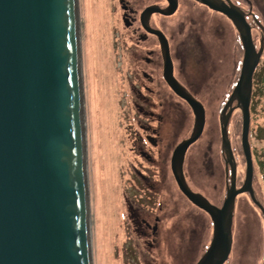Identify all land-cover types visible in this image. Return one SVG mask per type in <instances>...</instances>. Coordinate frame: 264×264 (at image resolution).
Wrapping results in <instances>:
<instances>
[{
    "label": "water",
    "instance_id": "obj_1",
    "mask_svg": "<svg viewBox=\"0 0 264 264\" xmlns=\"http://www.w3.org/2000/svg\"><path fill=\"white\" fill-rule=\"evenodd\" d=\"M201 1L233 20L245 51L240 78L220 116L222 149L227 171L228 166L232 170L220 207L194 192L184 173L186 153L204 132L205 107L175 78L165 34L149 26L152 13L171 15L177 6H151L141 18L160 39L167 82L195 115L191 136L173 153L172 170L183 194L214 224L211 243L197 264H225L233 248L237 196L249 192L264 213L252 186L249 140L254 74L264 37L257 50L238 6ZM79 18V0H0V264H93ZM236 108L242 112L247 161L239 189L228 131Z\"/></svg>",
    "mask_w": 264,
    "mask_h": 264
},
{
    "label": "rangeland",
    "instance_id": "obj_2",
    "mask_svg": "<svg viewBox=\"0 0 264 264\" xmlns=\"http://www.w3.org/2000/svg\"><path fill=\"white\" fill-rule=\"evenodd\" d=\"M124 2L139 13L157 6L148 5L159 0H79L93 264H197L210 245L212 220L206 211L180 193L169 164L176 145L192 131L194 115L186 103L172 98L162 102L161 108L169 118L168 124L158 128L161 133L157 148L161 172L159 185L164 190L161 194L166 206L163 213H157L162 217L159 227L152 230L141 224L142 215H138L130 199L134 193L128 177L130 163L135 158L132 149L135 142L133 111L135 108L161 109L157 99L153 101L151 97V100L144 97L146 102H143L132 98L133 74L138 68L145 69L153 74V83L142 75H138L137 82L161 89L159 80L163 66L156 40L146 33L140 38L143 31L138 22L131 27L123 23ZM186 2L192 3L189 0ZM256 3L259 9L255 7L254 11L264 26V1L256 0ZM203 10L207 9L188 4L177 16H155L153 25L166 31L172 45L177 46L180 53L183 45L178 41L184 37L180 32L187 30L185 14H205L208 23L215 22L216 25H207L200 30L205 34L212 33L220 43L219 47L210 43L206 48L210 52L215 48L223 52L224 46V52H227L224 63L221 61L218 64V60L209 59L207 64L213 66V70L209 74L211 83L204 86L208 92L202 91L201 96L206 110L205 128L201 138L188 151L185 164L192 186L219 206L225 186L220 148L221 94L228 84L237 32L229 22ZM147 32L151 34V31ZM255 40L259 43L260 38ZM182 61L184 64V57ZM182 73L179 68L178 74ZM235 74L236 69L233 70ZM262 74L264 76V59L255 74L257 94L251 109L250 132L252 155L254 157L255 154L254 165L257 167V189L264 195V87L263 92L258 88ZM133 104L137 106L134 109ZM242 122L241 110L235 109L231 120V140L236 152H240L238 159L243 165L241 168L238 166L237 185L244 184L247 168L240 151ZM143 125L148 124L143 121ZM244 193L239 194L234 210L233 249L225 264H263L264 261V217ZM145 214L146 220L153 224L157 214Z\"/></svg>",
    "mask_w": 264,
    "mask_h": 264
},
{
    "label": "flooded vegetation",
    "instance_id": "obj_3",
    "mask_svg": "<svg viewBox=\"0 0 264 264\" xmlns=\"http://www.w3.org/2000/svg\"><path fill=\"white\" fill-rule=\"evenodd\" d=\"M123 1L124 0H122V2ZM186 1H188V0H159V2H157V3L153 2V3L149 4L148 6L156 4L160 8H164V9L169 7L171 2L173 5L176 4V6H177L175 13H173L171 15L162 14L160 12L152 13V15L149 19V25L153 29L160 30L165 34V36L169 42L170 55H171V59L173 61V65H174V76H175V78L179 81V83L181 85H183L187 89V91L190 94H192L197 100H199L201 102H202L201 96H203L202 91L208 92V89L204 88L205 84H207L209 86V84L211 83L210 82L211 78H210L209 74L213 70V68H212L213 66L209 67L207 65L210 63L209 59L218 60V64L221 61H222V63H224L226 61L227 52L226 53L224 52L223 43H222L223 52L220 49L218 50V48L217 49L215 48L213 50L214 52L213 51L210 52L209 48H206V45L208 46V44L214 43L219 47L220 43H217V42H219V40L214 39L215 37L212 33L205 34L204 31L200 30L202 28H205L207 25H214L215 26L216 25L215 22L208 23V18L206 17L205 14L199 15V14L186 13L185 18L186 17L187 18L185 19V22L187 24L186 25L187 30H181V32H180V34H183L184 37L181 40H180V38H181L180 37L179 38L180 41H178L180 44L183 45L182 46L183 50H181V52L179 53L176 49L177 46L174 47L172 45V41H171L170 37L167 35L166 31L159 28L158 25H156V26L153 25V19L157 15H161L162 17L177 16L185 7L188 6V4H190V5L206 8L207 10H203V12L210 14V15H213L222 21L229 22L230 25L236 29V32H237V36H236L237 41L235 44L236 51H235V54H232L233 55V59H232V63H231L232 68H231L230 76L227 79L228 84L226 85L225 90L221 94L222 95L221 100L224 102L222 107H221V112H222L223 106H224L225 102L228 100L231 92L233 91L234 86L237 83V81L240 77V73H241V68H242V64H243V57H244V48H243V45L241 42L240 33H239L238 29L236 28L233 20L223 11L214 9V8L208 6L207 4L203 3L201 0H189L192 3H189ZM214 1L217 4H222V5L234 4L242 10V12L246 16L247 21L251 25L253 39H254V42L257 46V50H259V48L261 47V45H260L261 39L264 37V28L260 24V23H262V21L260 20L259 15L254 11L255 7L257 9H259L258 3H256V0H214ZM257 1L261 2V0H257ZM262 1H264V0H262ZM124 3H122V7H123V10L125 11V13L121 14V18H122L123 23L127 27H131L132 24H134L135 22H138L142 28V31H143L142 35H140V38H143V34L146 33L148 35H151L156 40L157 53L160 56L162 66H163V69H162L163 72L160 74L161 80H159V82L163 84V85L161 84V87H160L161 89H153V88H151V86H149L145 83H143L142 85L140 83H138L137 82V81H139L138 75H142L143 78H147L152 83H153L154 77H153L152 73H148L145 69L141 70L140 68H138L135 70V72L133 74V76L135 78L133 80L134 87L131 88L132 98H134L137 101L142 100L143 102H146L144 97L148 98L149 100L152 99L153 101L155 99H157V103H160L159 104L160 108L163 105L162 102H165V101L169 100L170 98H172L173 100H180V101L186 103L190 107L189 103L184 98L179 96L173 90V88L169 85V83L167 82V80L165 78V74H164L165 58H164V53L162 50L161 42H160L159 37L156 34H154L152 32L150 34L149 32H147L146 29H144L142 18H141L142 13L144 11L138 13L137 11L133 10V8L128 7L126 5V3L125 4ZM218 28L220 29L221 27L219 26ZM219 29L216 32H218ZM223 34H224V32H223ZM208 36H210V37H208ZM255 37L260 38L259 43L256 42ZM178 42H177V44H178ZM149 52L151 54H153V51H149ZM183 57L185 59L184 64L182 61ZM145 59H148V58H145ZM263 59H264V51L262 53L259 66H260L261 61ZM124 61L127 62V60L125 58H124ZM150 62H152V61H150ZM179 68L182 69V71H183L182 74H178ZM234 69H236L235 75H233ZM185 73H186V75H185ZM186 76H188L190 79H187ZM131 85H132V81H131ZM153 95H156V96H153ZM149 97H151V99ZM135 107H137L136 104H135ZM135 107L133 104V109ZM144 108H145V106H144ZM130 109H132L131 106H130ZM156 110L157 109H153V108H148V109L145 108L144 110L135 108L133 111V113H134L133 130L135 132V139H134L135 142L133 144L132 149H133V152H135V158H133L132 163H130V169H129V173H128V177L130 179V187H132L133 191H134V193H132V196H130V199L132 198V205H133L134 209L137 210L138 215H142L141 220H140L141 224H144V225L146 224L147 227L149 229H152V230L155 227L158 228L159 224L162 223V221H161L162 217L160 215H158L157 213H159V214L163 213V210L166 208V206L164 205V200L162 198V194H161V193H163L164 190L161 189L160 185H159V182L161 180V178H160L161 172L159 171V169H160V165H159V161H158L159 153H158L157 148H158V144H159L158 141L160 140V136H161V133H159L158 128H163L165 126V124H168L167 120H168L169 116L165 115V111L163 110V108H161L160 110H157V111ZM192 113L194 115L193 110H192ZM163 114L165 117L163 116ZM165 118H166V122L164 121ZM143 121H146L148 125H143ZM193 128H194V122H193L192 131H193ZM192 131L188 134L187 137H184L181 141H179L178 145L184 139L189 138L191 136ZM229 134L231 137V135H232V133H231V121L229 123ZM231 139H232V137H231ZM220 141H221L220 142L221 143L220 148L222 150V136H220ZM178 145H176V147ZM193 145H191L189 147L188 151L191 149V147ZM176 147L174 148V150L176 149ZM241 148H240V151H241ZM251 148H252V145H251ZM233 149H234V153H235V157H236V161H237V171H238V166L243 167V165H242L241 160L238 159L240 157L239 156L240 152L238 151V153H237L235 147H233ZM188 151H187V153H188ZM172 152L174 153V151H172ZM173 153H172V156H173ZM187 153H186V157H187ZM242 153H243V150H242ZM222 157H223V166L225 169V186L223 189V193H224L223 199H222V202L220 204H218L219 206H222V204L224 202V199H225L226 194H227V190H228L229 186L231 185V178H232V170H231V167L228 166L229 171H227V164H226V159H225L223 151H222ZM243 157H244L243 158L244 163H246L245 156H243ZM253 162H255L254 157H253ZM169 164H170V172L172 173V177L174 179L176 187L180 191V193H182V195H184L183 192L181 191L179 185L177 184V181H176L174 174H173L172 157H171V160L169 161ZM185 164H186V158H185ZM185 164H184V173H185V176H186V179H187L189 186L191 187V189L194 192L202 193V192H199L198 190H196L192 186L190 179L186 173ZM245 170L247 171V168ZM241 172L239 174H241ZM245 179H246V173H245L244 181H245ZM256 180H257V167H255V165H254L253 184H252L253 190H254V195H255L256 200L259 201L260 204L264 208V195H262L258 192ZM244 181H243V183H244ZM238 182H239V177L237 176V183ZM242 185L243 184L240 183V185H237V187L239 188ZM244 194L247 198L250 199L252 204L263 215L261 207L253 200L251 194L249 192H245ZM203 195L205 196V194H203ZM239 197H240V195L237 196L236 203H237V200ZM211 203H213V202H211ZM199 209H201V208H199ZM138 210H140V211H138ZM147 212L149 214H153V213L157 214L156 218L154 219L153 224H150L146 220V214L145 213H147ZM263 217H264V215H263ZM212 225H213V222H212Z\"/></svg>",
    "mask_w": 264,
    "mask_h": 264
},
{
    "label": "trees",
    "instance_id": "obj_4",
    "mask_svg": "<svg viewBox=\"0 0 264 264\" xmlns=\"http://www.w3.org/2000/svg\"><path fill=\"white\" fill-rule=\"evenodd\" d=\"M258 69V68H257ZM256 73V72H255ZM256 79H255V85H256ZM263 87H264V76L263 74L261 75V79L259 80L258 82V88H259V91L260 92H263ZM264 93V92H263ZM257 94V91L254 89V93H253V100H252V105H253V101H254V96ZM251 105V109L253 108V106ZM252 129V128H251ZM251 132V131H250ZM251 140V138H250ZM252 143V142H251ZM252 145V144H251ZM241 153H242V148H241ZM254 157H255V154H254ZM264 165V163H263Z\"/></svg>",
    "mask_w": 264,
    "mask_h": 264
}]
</instances>
